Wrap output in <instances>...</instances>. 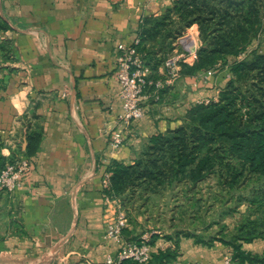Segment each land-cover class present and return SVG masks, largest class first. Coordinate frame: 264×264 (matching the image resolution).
Masks as SVG:
<instances>
[{
	"label": "crops",
	"instance_id": "crops-1",
	"mask_svg": "<svg viewBox=\"0 0 264 264\" xmlns=\"http://www.w3.org/2000/svg\"><path fill=\"white\" fill-rule=\"evenodd\" d=\"M174 2L0 0V20L9 26L0 30V152L31 163L21 185L0 196V264H107L117 255L119 245L104 238V175L113 162L134 164L153 136L180 127L194 104L218 95L229 74L207 82L206 71L184 76L146 100L142 119L127 127L121 122L118 46L133 44L143 20L161 17ZM187 31L199 49L198 25ZM182 37L171 40L173 50ZM116 130L124 131L120 147L111 144ZM32 133L39 138L28 154ZM141 233L132 219L124 237ZM153 233V255L176 254L165 264H226L233 256L219 241L209 246ZM242 249L261 254L264 238Z\"/></svg>",
	"mask_w": 264,
	"mask_h": 264
},
{
	"label": "trees",
	"instance_id": "trees-1",
	"mask_svg": "<svg viewBox=\"0 0 264 264\" xmlns=\"http://www.w3.org/2000/svg\"><path fill=\"white\" fill-rule=\"evenodd\" d=\"M193 24L198 25L201 46L192 65L181 64L182 77L235 59L229 64L230 76L218 99L194 104L183 124L153 136L134 164L113 162L109 168L110 186L105 192L114 194L130 213L136 194H156L161 188L183 185L185 197L199 202L200 198L189 196L212 175L229 192L256 184L251 196L241 198L254 210L233 233L222 230V235L206 238L194 232L176 238L193 237L209 246L219 241L233 248V260L264 264V251L254 254L242 249V243L264 238V48L252 47L264 29V0H175L161 17H146L137 48L154 79L161 77L158 68L173 51L171 40ZM8 28L0 20V30ZM242 54L244 58L238 59ZM38 138L36 133L29 136L28 154L34 151ZM17 158L7 160L0 152V171ZM143 199L146 203L149 197ZM175 257L166 249L152 254L150 264H165ZM122 264L135 263L126 260Z\"/></svg>",
	"mask_w": 264,
	"mask_h": 264
},
{
	"label": "built area",
	"instance_id": "built-area-1",
	"mask_svg": "<svg viewBox=\"0 0 264 264\" xmlns=\"http://www.w3.org/2000/svg\"><path fill=\"white\" fill-rule=\"evenodd\" d=\"M138 44L139 39L133 44L118 46V81L122 101V112L119 118L125 127L145 116V103L151 95L158 99L164 87L182 78L181 64L183 62L192 65L198 59V47L192 33L187 31L180 40L181 48H176L167 56L163 64L164 72L160 78L154 79L151 67L146 64L143 55L138 51ZM219 93L220 91L215 97L204 99L199 103L217 100ZM123 143L124 131L113 132L112 146L120 147ZM30 166L29 159L24 156H19L15 161L7 163L0 171V196L9 195L17 189L21 185L23 175L30 170ZM110 178L111 172H107L102 179L106 201L104 238L118 244L119 250L115 257H108L107 264H122L126 260L135 264H150L152 260L150 237L143 235L140 240L134 241L124 237L129 216L122 208L120 200L114 194L105 192L110 186ZM226 264H231V258L227 259Z\"/></svg>",
	"mask_w": 264,
	"mask_h": 264
},
{
	"label": "rangeland",
	"instance_id": "rangeland-1",
	"mask_svg": "<svg viewBox=\"0 0 264 264\" xmlns=\"http://www.w3.org/2000/svg\"><path fill=\"white\" fill-rule=\"evenodd\" d=\"M185 34L186 31L179 38ZM256 42L264 43V29L260 31ZM248 49L251 51L252 48ZM244 56L242 54L238 59H243ZM234 60L232 59L226 64H217L216 67L209 69L205 72L203 80L207 82L220 72L227 71L229 64ZM229 75L230 71L223 77L228 78ZM254 185L258 186L250 184L246 188L229 192L212 175L199 183L189 196H195V199L200 198L199 202L195 200L190 202L185 197L184 186L180 185L167 189L161 188L156 194L145 193L144 196L149 197L146 203L143 199L144 196L138 193L133 199L134 208H130V213L125 210L123 205L122 208L127 212L129 221L133 219L134 223H138L144 232L138 238L132 239L133 241L140 240L143 235H147L151 240L153 236L158 235L153 233L155 230L172 232L174 236L196 232L209 238L222 235V230H226V233L230 235L234 232L236 225L245 216L252 214L254 210V207L241 201V198L251 196ZM219 232L221 233L219 234Z\"/></svg>",
	"mask_w": 264,
	"mask_h": 264
}]
</instances>
